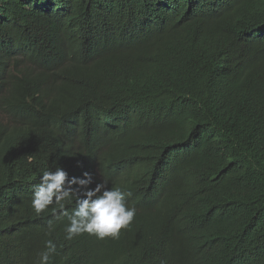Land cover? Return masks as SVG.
Returning a JSON list of instances; mask_svg holds the SVG:
<instances>
[{
    "label": "trees",
    "instance_id": "obj_1",
    "mask_svg": "<svg viewBox=\"0 0 264 264\" xmlns=\"http://www.w3.org/2000/svg\"><path fill=\"white\" fill-rule=\"evenodd\" d=\"M0 117V264H264V0H0ZM56 166L131 226L66 240Z\"/></svg>",
    "mask_w": 264,
    "mask_h": 264
},
{
    "label": "clouds",
    "instance_id": "obj_2",
    "mask_svg": "<svg viewBox=\"0 0 264 264\" xmlns=\"http://www.w3.org/2000/svg\"><path fill=\"white\" fill-rule=\"evenodd\" d=\"M93 182L89 172H84L82 177H69L59 166L55 170H45L39 183L31 186V207L38 216L51 211L53 216L67 217L66 240L81 235L98 240L118 239L121 230L128 229L137 214L136 207L128 203L131 193L118 186L108 187L106 180L90 187ZM73 201L75 206L69 214L66 204ZM54 231L55 226L49 220L46 235L50 237ZM57 254V244L47 238L36 255L35 264H53Z\"/></svg>",
    "mask_w": 264,
    "mask_h": 264
},
{
    "label": "bare ground",
    "instance_id": "obj_3",
    "mask_svg": "<svg viewBox=\"0 0 264 264\" xmlns=\"http://www.w3.org/2000/svg\"><path fill=\"white\" fill-rule=\"evenodd\" d=\"M259 33V32H258ZM259 35H260V33H259ZM261 37V36H260Z\"/></svg>",
    "mask_w": 264,
    "mask_h": 264
}]
</instances>
